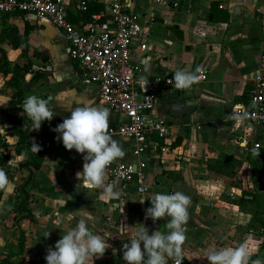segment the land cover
I'll return each mask as SVG.
<instances>
[{"label": "crops", "instance_id": "crops-1", "mask_svg": "<svg viewBox=\"0 0 264 264\" xmlns=\"http://www.w3.org/2000/svg\"><path fill=\"white\" fill-rule=\"evenodd\" d=\"M213 1H219L220 8L229 11V23L210 21ZM106 2L110 0L101 3L104 9ZM122 3L127 12L139 17L150 36L145 52L137 49V41L133 42L132 64L137 76L143 80L161 76L172 81L158 91L155 108L158 117L172 124L167 150L162 152L160 147L154 152L149 150L142 158L147 164L149 191L142 196L124 192L105 175V186L112 185V191L118 195L102 201L103 189H87L79 184L75 173L82 169L83 154L74 149L66 150L58 134L52 131L70 114L56 106L54 97L58 92L68 91L67 104L73 107L79 103L104 107L98 102L99 88L78 72L70 46L59 29L41 23L33 15L1 16L0 38L3 29L10 27L17 28L20 35L27 32L24 47L14 48L9 40L0 43V50L12 67L22 66L29 59L33 70L43 73L39 82L31 81L30 75L21 82L25 97H53L50 103L54 115L51 121H43L39 130H32L31 125V140L39 146L46 160L41 169L30 176L27 170L19 168L22 158L12 149L16 139L11 136L8 121L21 113L9 106L14 89L7 86L8 77L0 73V141L10 151L7 168L12 172L11 178L2 185L5 192L0 202V261L5 254H15V264H45L47 249L78 220L90 214L94 218L89 222L92 231L101 235L108 233L110 247L88 264H125L122 244L127 242L126 233L140 227L139 223L144 224L149 233L166 231L164 225L168 217L155 223L145 218V209L150 206L147 199L157 192L182 191L190 198L181 248L183 264H209L206 256L213 244L217 248L243 244L249 257L258 255L260 264H264L260 248L263 229L259 225L261 234L250 236V230L244 226L238 228L251 225L252 216L243 213L248 210L239 202L229 203L222 198L224 194L231 196L227 188L232 189L233 183L238 184L241 178H229L206 167L208 160L217 159L221 154H233L244 162L235 154L242 141L255 138L264 147L263 130L253 136L250 124L243 120L237 123L230 118L234 110L239 111L240 106L247 104V93L264 49V0H122ZM78 12L77 4H72L71 22ZM172 28L180 31L182 37ZM178 70L194 73L197 80L189 88L177 89L172 75ZM203 75L206 79L199 80ZM193 99L199 101V108L193 114L170 117L171 103ZM107 109L109 130L126 123L125 116ZM112 137L124 151V156L115 161L135 166L138 160L132 152L133 143L121 136ZM164 145L163 142L161 146ZM247 167L251 169L249 164ZM204 179L207 187L202 186ZM21 184L30 197L33 221L17 220L13 213L18 199L15 189ZM235 191L234 199L240 194V190ZM141 199H145L143 203L139 202ZM21 232L25 234L26 245L22 254H17ZM167 264H173L172 259H168Z\"/></svg>", "mask_w": 264, "mask_h": 264}, {"label": "built area", "instance_id": "built-area-1", "mask_svg": "<svg viewBox=\"0 0 264 264\" xmlns=\"http://www.w3.org/2000/svg\"><path fill=\"white\" fill-rule=\"evenodd\" d=\"M104 1L0 0V17L9 14L33 15L41 23L50 24L64 34L78 72L98 86L99 104L127 119L125 124L109 132L133 143L132 152L138 163L133 166L113 161L105 168V174L124 192L142 196L149 191L147 164L142 158L149 150L154 152L159 147L165 152L166 142L172 133V124L155 114L158 91L172 81L161 76L148 80L137 76L132 64L135 55L133 42L137 41V49L145 52L150 36L139 17L125 10L122 0L106 2L104 12L93 15L91 23L76 25L70 21L72 4H77L78 10L84 12L88 4ZM101 20L104 22L100 23ZM198 79L205 80L206 76H199ZM239 112L247 114L243 121L252 126L253 136L264 131V49L247 93V104L240 106ZM160 140L165 143L164 146H159ZM239 145L235 154L244 161L263 147L255 138L242 141ZM31 148L34 149L33 144ZM3 153L4 148L0 145V170L6 166L2 164ZM235 194L236 191L232 190L231 195ZM181 256L182 250L179 257L169 259L173 264H183Z\"/></svg>", "mask_w": 264, "mask_h": 264}, {"label": "clouds", "instance_id": "clouds-1", "mask_svg": "<svg viewBox=\"0 0 264 264\" xmlns=\"http://www.w3.org/2000/svg\"><path fill=\"white\" fill-rule=\"evenodd\" d=\"M177 89L189 88L197 76L182 70L172 75ZM70 92H58L54 99L56 106L70 114L62 119L52 131L58 134V139L66 150H75L82 155V169L75 173L79 184L87 189H103L100 199L107 201L118 193L112 191V185L105 186V168L117 158L124 156L120 143L109 132V110L101 106L79 103L76 106L67 104ZM53 97L40 98L35 95L25 97L22 110L32 122V130H39L45 120L51 121L54 115L50 101ZM246 113L234 110L230 116L237 123L245 119ZM39 150V146L33 143ZM145 199L139 202L143 203ZM150 206L145 209V218L153 223L158 219L168 217L164 228L166 231L149 230L144 224L135 228L122 244V259L125 264H167L169 258L179 257L185 240L184 225L188 220V205L190 198L182 191L171 193L157 192L147 199ZM72 219L71 214L68 217ZM89 214L86 219L77 221L74 227L67 230L47 249L45 264H88L89 260L100 258L110 247L109 235L92 231L89 222L93 221ZM59 223V221L57 222ZM48 235L47 232L44 233ZM209 264H247L249 253L245 246L220 247L215 244L206 256ZM254 264H260L255 261Z\"/></svg>", "mask_w": 264, "mask_h": 264}, {"label": "trees", "instance_id": "trees-1", "mask_svg": "<svg viewBox=\"0 0 264 264\" xmlns=\"http://www.w3.org/2000/svg\"><path fill=\"white\" fill-rule=\"evenodd\" d=\"M104 5L101 3H90L87 6L86 11L78 12L77 17L72 20L75 24H88L91 23L93 15L100 14L104 12ZM210 21L214 23H229L230 13L226 9L220 8L219 1H213L210 4ZM104 20H101L100 23H103ZM174 32L178 34V37H182L180 31L176 28H172ZM11 41V45L14 48L19 46H25L27 44V32L25 35H20L17 28L10 27L8 29H3L0 43L4 41ZM0 73L5 77H8L7 86L14 89V92L10 96L9 106L13 109L18 110L21 115L8 121V124L11 125V136L16 139V142L13 144L12 149L16 152L17 156L22 158L19 168L25 169L29 172L30 176L41 169L42 165L46 160V156L43 152H40L37 149L31 148L33 144L30 137V128L32 125L31 120L24 113L21 108L22 102L24 100V91L21 87V82L30 75L31 81L39 82L43 78V73L41 71H34L33 65L29 59L26 62L19 66L15 64L12 67L11 61L8 59L3 50H0ZM4 146V153L2 155V164L6 165L0 170V202L4 195V188L2 185L5 184L7 180L11 178V171L7 168V164L10 160V151ZM163 145V141H159V146ZM257 154L264 157V147L260 148L258 152L254 155H249L244 162H247L252 168H258L256 166V161L253 160V157ZM233 154H221L217 159L208 160L206 167L209 171L227 176L229 178L237 177L240 178L236 168L243 166V163ZM264 163V162H263ZM246 164V165H248ZM257 187L260 191H264V183H257ZM17 193V203L14 206L13 213L18 217L17 220L28 219L33 221L34 216L32 214L30 197L28 192L25 190V185L21 184L18 188L15 189ZM252 197V198H249ZM239 204L253 203L257 207V216L255 217L258 221V224L264 231V209H258L261 205V198L251 191L245 189L242 190V194L237 198ZM264 205V204H263ZM254 217V215H253ZM20 249L17 254H22L23 248L26 245L25 234L21 232L19 239ZM261 251L264 254V233L262 234V241L260 244ZM15 254H5L0 261V264H15L14 263ZM255 261H261L258 255H251L248 259V264H254Z\"/></svg>", "mask_w": 264, "mask_h": 264}, {"label": "rangeland", "instance_id": "rangeland-1", "mask_svg": "<svg viewBox=\"0 0 264 264\" xmlns=\"http://www.w3.org/2000/svg\"><path fill=\"white\" fill-rule=\"evenodd\" d=\"M0 145L3 146L2 141H0ZM253 160L256 161V166L258 168L254 169L251 167V169H249L245 163H243L242 167L236 168V171L238 172L237 176L241 178V181H239L238 184L233 183V185L231 186L232 189L228 187L227 192L228 194H231L232 190L234 189L237 191L240 190V194L238 196H235L236 199L242 194L243 189L247 191L255 192L261 198V205L258 209H264V205H263L264 204V192L259 191L257 187L258 182L264 183V163H263L264 157L257 154V156L253 157ZM233 178H237V177H233ZM206 179L202 181V186H205V187L208 186V184L206 183L207 182ZM222 198L228 201L229 203L238 202L236 199L232 198V195L230 196V195L224 194ZM241 206L243 209L248 210L244 212L242 211L243 213L245 214L250 213V215L252 216V219H251L252 223L251 225L249 224V226L247 227L246 225H240L238 226V228H242V226H244L243 228H246V230H250V233H249L250 236H254V235L257 236L258 234H261L258 221L255 218L257 216L255 214L257 212V207L253 203L241 204ZM239 232L242 233L241 231Z\"/></svg>", "mask_w": 264, "mask_h": 264}, {"label": "water", "instance_id": "water-1", "mask_svg": "<svg viewBox=\"0 0 264 264\" xmlns=\"http://www.w3.org/2000/svg\"><path fill=\"white\" fill-rule=\"evenodd\" d=\"M198 108V100H180L170 104L169 115L175 119L181 118L193 114Z\"/></svg>", "mask_w": 264, "mask_h": 264}]
</instances>
